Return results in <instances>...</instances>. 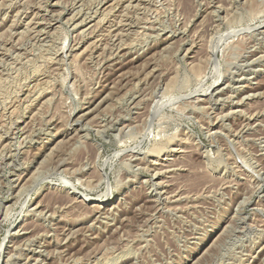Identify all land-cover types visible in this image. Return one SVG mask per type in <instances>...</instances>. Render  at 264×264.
<instances>
[{"label":"rangeland","instance_id":"374dc122","mask_svg":"<svg viewBox=\"0 0 264 264\" xmlns=\"http://www.w3.org/2000/svg\"><path fill=\"white\" fill-rule=\"evenodd\" d=\"M0 264H264V0H0Z\"/></svg>","mask_w":264,"mask_h":264},{"label":"bare ground","instance_id":"6f19581e","mask_svg":"<svg viewBox=\"0 0 264 264\" xmlns=\"http://www.w3.org/2000/svg\"><path fill=\"white\" fill-rule=\"evenodd\" d=\"M77 24V23H76ZM122 32V31H121ZM109 33V32H108ZM85 34V33H84ZM121 40V39H120ZM81 41V40H80ZM214 46V45H213ZM2 47V46H1ZM76 47V46H75ZM80 55V54H79ZM221 80V79H220ZM218 81V80H217ZM219 82V81H218ZM217 83V82H216ZM215 85H213L212 87H210V88H208L207 89V91L206 92H210L211 91V89L214 87ZM213 92V91H212ZM108 94V93H107ZM122 153V152H121ZM89 154V153H88ZM48 158V157H47ZM50 161V160H49ZM163 172V171H162ZM102 180V179H101ZM68 183V182H67ZM72 188L73 189H75V190H78L77 189V187L75 186V185H72ZM110 194V193H109ZM108 194V195H109ZM75 195H77L78 196V194L77 193H75ZM84 195V196H83ZM82 196H79V198L82 200V202H85V203H93V202H96V203H98V205L100 206V205H104L107 201H108V199H109V197H107L108 195L106 194L105 196L106 197H104V198H102V197H99L98 198V200H95V198H93V197H89L87 194H83ZM67 196V195H66ZM70 198V197H69ZM24 229V228H23ZM36 258V257H35Z\"/></svg>","mask_w":264,"mask_h":264}]
</instances>
